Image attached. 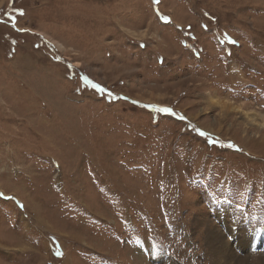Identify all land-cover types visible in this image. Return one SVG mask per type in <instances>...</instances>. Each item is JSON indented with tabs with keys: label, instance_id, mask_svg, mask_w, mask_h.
<instances>
[{
	"label": "rangeland",
	"instance_id": "374dc122",
	"mask_svg": "<svg viewBox=\"0 0 264 264\" xmlns=\"http://www.w3.org/2000/svg\"><path fill=\"white\" fill-rule=\"evenodd\" d=\"M209 96L264 117V0H0V264H264V126Z\"/></svg>",
	"mask_w": 264,
	"mask_h": 264
},
{
	"label": "bare ground",
	"instance_id": "6f19581e",
	"mask_svg": "<svg viewBox=\"0 0 264 264\" xmlns=\"http://www.w3.org/2000/svg\"><path fill=\"white\" fill-rule=\"evenodd\" d=\"M208 99H209V102L211 103V105L220 107L223 112H227V111H230V110H238V111L242 112L244 115H247V119H249L250 122L251 121L253 123L255 122L254 125H258L259 127L264 126V117L263 116L262 117L261 116L260 117H257V116L249 117L248 113L243 111L240 108V106H234L228 100H220V99H218L215 96L214 97L213 96H209ZM0 102H1V100H0ZM237 232H238V230H237ZM205 233H206L207 242H208V245H209L210 252L215 253V256H214L215 259H216L215 264H226V263H228L229 262L228 259L231 258L230 256L232 255L231 251L229 250V248L224 249L222 247L221 243H220L221 245H219V247H217V245H215L216 242L214 243V241L220 242V239H222L223 237L219 239V235L216 233V230H213V229L210 230L209 226H207ZM231 233H232V237H233L234 232L232 231ZM213 236H215V237H213ZM236 237L238 238L237 244H238L239 247L240 246L243 247L244 242L247 243V241L242 236L238 235ZM212 240H214V241H212ZM163 260H164L165 264H175L173 262H170L167 259H163Z\"/></svg>",
	"mask_w": 264,
	"mask_h": 264
},
{
	"label": "snow or ice",
	"instance_id": "6c2138e0",
	"mask_svg": "<svg viewBox=\"0 0 264 264\" xmlns=\"http://www.w3.org/2000/svg\"><path fill=\"white\" fill-rule=\"evenodd\" d=\"M165 111H167V109H165ZM203 134V133H202Z\"/></svg>",
	"mask_w": 264,
	"mask_h": 264
},
{
	"label": "trees",
	"instance_id": "16d2710c",
	"mask_svg": "<svg viewBox=\"0 0 264 264\" xmlns=\"http://www.w3.org/2000/svg\"><path fill=\"white\" fill-rule=\"evenodd\" d=\"M12 18H14V17L12 16Z\"/></svg>",
	"mask_w": 264,
	"mask_h": 264
}]
</instances>
